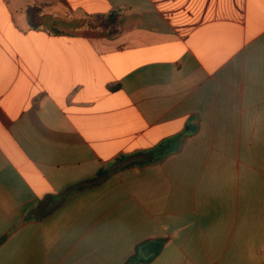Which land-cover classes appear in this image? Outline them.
<instances>
[{
  "label": "crops",
  "instance_id": "1",
  "mask_svg": "<svg viewBox=\"0 0 264 264\" xmlns=\"http://www.w3.org/2000/svg\"><path fill=\"white\" fill-rule=\"evenodd\" d=\"M150 244L264 264V0H0V264Z\"/></svg>",
  "mask_w": 264,
  "mask_h": 264
},
{
  "label": "trees",
  "instance_id": "2",
  "mask_svg": "<svg viewBox=\"0 0 264 264\" xmlns=\"http://www.w3.org/2000/svg\"><path fill=\"white\" fill-rule=\"evenodd\" d=\"M118 22V13L114 12L107 16H97L94 18L92 22L88 23V27L90 28H97L102 31H107L109 33H113L116 28V24ZM172 150L168 148L167 145H159L156 148L150 150L149 152L152 153L151 158L148 160V162L153 161H159L164 158L168 153H170ZM151 258V256L144 258L142 257V254L140 252V247L137 248V254L133 255L127 264H136L138 262L148 261Z\"/></svg>",
  "mask_w": 264,
  "mask_h": 264
},
{
  "label": "water",
  "instance_id": "3",
  "mask_svg": "<svg viewBox=\"0 0 264 264\" xmlns=\"http://www.w3.org/2000/svg\"><path fill=\"white\" fill-rule=\"evenodd\" d=\"M155 250L154 245H147L145 247H143L140 252L142 254L143 257L147 258L149 255H151Z\"/></svg>",
  "mask_w": 264,
  "mask_h": 264
}]
</instances>
